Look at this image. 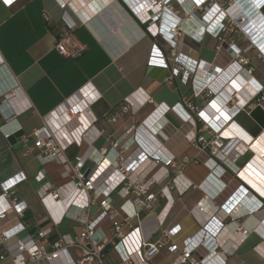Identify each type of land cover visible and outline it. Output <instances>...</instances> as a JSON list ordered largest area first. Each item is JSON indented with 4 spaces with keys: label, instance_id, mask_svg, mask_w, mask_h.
Here are the masks:
<instances>
[{
    "label": "crops",
    "instance_id": "crops-1",
    "mask_svg": "<svg viewBox=\"0 0 264 264\" xmlns=\"http://www.w3.org/2000/svg\"><path fill=\"white\" fill-rule=\"evenodd\" d=\"M104 1L115 3L95 16L93 21L85 22L79 6V9L72 6L62 8L57 0H17L11 4L0 0V56L7 72L21 89V99L31 104V108L4 127L8 130L20 125L19 131L7 138L0 130V195L3 181L23 173L26 179L14 188L15 197L28 205L22 216L9 212L0 221V233L19 223L26 226L21 236L37 237L38 231L50 229L49 241L61 233L77 235L81 231V223L70 217H64L58 225H54L38 197L37 190L42 184L35 178L38 171L44 169V181L54 186L61 185L66 178L62 176V166L57 162L43 165L39 161V149L34 145L36 137L32 132L45 124V116L78 94L83 87L90 83L101 94L91 106L97 118L95 126L101 131L92 146L101 149L111 147L117 140L129 138L157 105L173 106L189 99L202 108L210 97H195L194 91L198 81L210 79L204 64L217 65L228 60L226 46L220 53L218 47L221 43L213 35L206 34L200 41L186 37L178 45L175 63L179 66V74L168 82L166 78L175 65L171 59L173 46L167 34L168 23L174 19L173 16L165 14L159 24L163 30L154 36L123 0ZM224 1L232 15L243 17L241 29L247 36L264 46V3L256 9L249 0H237L242 7L230 6L229 0ZM45 15L49 16L48 20ZM182 15L180 12L179 16ZM63 32H74L85 45L80 56L67 57L56 50V39ZM236 35L230 32L225 39L229 42L235 38L237 44L244 47L246 41L236 38ZM155 44L165 57L166 64L151 62ZM258 53V49H252L246 54L250 59L246 67H252L254 78L264 83V59ZM186 73L190 75L187 79ZM249 91V87L241 90L240 100L246 99ZM19 102L17 98V107L21 105ZM221 116H226V120L231 117L222 128L223 133L228 135L224 151L236 153L238 150L240 154L231 157L228 163L218 160L225 173L211 176L209 167L204 164L207 151L199 150L185 138V132L193 128V122L184 123L174 111L165 114L167 124L161 131L168 138L165 140L161 135L157 136L177 158L174 166L169 167L171 176L153 186L158 193L153 211L143 214L144 229L149 233L150 241L160 240L164 229L177 225L179 232L173 241L182 247L184 239L197 233L201 227V222L191 210L204 199L215 198V203H223L222 210L227 211L232 204L236 205L242 194H247L246 202L237 207L236 212L240 213L249 203L247 198L264 202V159L260 156L264 152V109L249 102L236 115L231 116L225 109ZM113 117H116L115 121ZM195 122L198 127L201 126L199 118L195 117ZM90 148L87 142L74 144L65 154L74 162L76 156H84ZM173 178L176 179L175 185L172 184ZM165 184L172 186L169 199L160 192ZM239 185L244 187L240 191L237 189L234 199L227 203L226 199ZM115 199L120 201L117 196ZM96 210L97 206H93L92 212ZM206 212L204 215L209 216L211 208ZM237 221L239 227L229 225L215 234L211 241L220 245L219 250L225 256L226 264H264V205L243 213ZM102 227L110 234L109 220L103 221ZM13 242L14 239L0 238V264H14L8 252ZM72 253L75 257L79 256L76 248H72ZM175 256L164 245L152 262L169 264ZM29 264L49 263L41 259ZM106 264H122L118 253L111 248L106 255Z\"/></svg>",
    "mask_w": 264,
    "mask_h": 264
},
{
    "label": "built area",
    "instance_id": "built-area-1",
    "mask_svg": "<svg viewBox=\"0 0 264 264\" xmlns=\"http://www.w3.org/2000/svg\"><path fill=\"white\" fill-rule=\"evenodd\" d=\"M15 1L17 0H12V3ZM57 1L62 8L72 6L74 9H85V5H76V0ZM123 1L154 36L163 30L159 24L165 14L173 16L174 19L168 23L167 34L168 41L173 46L171 59L175 65L166 81L169 82L179 74V66L175 63L178 45L186 37L200 41L206 34L213 35L221 43L218 47L220 53L226 46L228 60L223 64H204L206 75L210 79L198 81V84L196 82L197 88L194 91L195 97H210L202 108L189 99L173 106L157 105L129 138L117 140L111 147L95 149L92 146L101 131L95 126L97 118L92 113L91 106L100 99L101 94L90 83L45 116V124L32 132L36 137L34 145L39 149L37 158L43 165L51 161L60 164L66 181L58 186L45 182L46 171L41 169L35 176L42 183L37 190L38 197L54 225H58L64 217H70L80 222L82 228L77 235L58 234L53 241L48 240L50 229L38 231L37 237L21 236L26 227L24 223L2 231V240L14 239L13 244L8 247L14 264H29L41 259L47 260L49 264H106L110 248L118 253L122 264H154L152 259L164 245H167L171 253L176 254L169 264H226V258L219 250L220 245L211 241L213 236L229 225L239 227L237 220L243 213L264 205L257 198H247L249 203L240 213L236 212L237 207L246 202L247 194H242L243 197L239 198L236 205L232 204L227 211L222 210L223 203L218 205L215 198H207L191 210L201 222V227L197 233L184 239L182 247L173 241V237L179 232L177 225L164 229L160 240H149L150 235L144 229L143 214L153 211L158 199L153 186L171 176L169 167L174 166L177 158L157 136L159 134L165 140L168 138L161 131L164 124H167L165 114L174 111L184 123L193 122V128L185 132V138L199 150L207 151L208 157L204 164L209 167L211 176L223 175L225 168L218 160L228 163L235 155L233 151L228 152L229 154L224 151L227 136L222 128L231 117L228 116L229 119L226 120V116L221 115L226 109L234 116L249 102L264 109V83L254 78L252 67H246L250 63L246 54L252 49H258V56L264 59V46L247 36L241 29L243 17L232 15L224 0ZM91 2L93 1H87L93 7ZM249 2L259 9L264 0ZM228 5L242 7L237 0H229ZM180 12L183 13L182 16H179ZM45 19L48 20L49 16L45 15ZM82 19L85 22L93 21L89 16L87 19L82 16ZM230 32L237 34L236 38L244 39L246 45L239 46L235 38L227 42L225 36ZM55 48L64 56L78 57L85 50V45L74 32H63L58 35ZM154 61L166 64L165 57L156 44L151 51V62ZM0 70V130L8 138L19 131L21 126L8 130L4 127L31 108V104L26 99H21V89L7 72L1 56ZM189 76V73L185 74L186 79ZM248 87V97L240 100V91ZM16 98H19L21 104L18 109L13 105ZM130 104L133 107L132 102ZM195 117L199 118L200 127L197 126ZM161 119L165 120L164 123H161ZM112 120L115 121L116 117ZM148 122H151V126ZM84 142L91 146L84 156H76L74 162L66 157L65 152L70 146L82 145ZM239 154L237 150L236 155ZM87 159L94 166L85 175L81 168ZM24 179L26 175L18 173L1 183L0 221L11 211L22 216L27 209V203L16 198L14 190ZM172 184H176L175 178L172 179ZM171 187L169 184L163 185L160 190L162 196L169 199ZM243 187L239 185L226 202L233 200L237 189L240 191ZM115 196L120 201L117 202ZM93 206H97L95 213L92 212ZM208 208L212 212L205 216ZM105 220L111 222L110 234L102 227ZM134 221L137 223L134 224ZM72 248L79 250V256H74Z\"/></svg>",
    "mask_w": 264,
    "mask_h": 264
},
{
    "label": "bare ground",
    "instance_id": "bare-ground-1",
    "mask_svg": "<svg viewBox=\"0 0 264 264\" xmlns=\"http://www.w3.org/2000/svg\"><path fill=\"white\" fill-rule=\"evenodd\" d=\"M76 1H77L78 5H80V6L85 5L84 6V8H85L84 11L82 10L83 11L82 14L85 17V19H87L88 16L91 17V19H92L94 16H98L99 14H102L105 10H107L108 7H110L113 3H115L114 1L111 2V3H109V2L107 3L104 0H92L93 2H91V3H93V5H94L92 7V6L89 5V3H87L88 0L87 1L86 0H76ZM84 14H86V15H84ZM15 101H17V98L13 101V105H14V107L16 109H18L19 107H17L15 105ZM148 125L151 126V122H148ZM224 135L228 136L225 133H224ZM247 141H249V140H247ZM251 141H249V142H251ZM233 155H236V153H234ZM260 156H261L262 159H264V152H262ZM260 156H259V158H260Z\"/></svg>",
    "mask_w": 264,
    "mask_h": 264
},
{
    "label": "water",
    "instance_id": "water-1",
    "mask_svg": "<svg viewBox=\"0 0 264 264\" xmlns=\"http://www.w3.org/2000/svg\"><path fill=\"white\" fill-rule=\"evenodd\" d=\"M94 166V163L90 160H86L81 168V172L85 173V175H88V173L90 172L91 167Z\"/></svg>",
    "mask_w": 264,
    "mask_h": 264
},
{
    "label": "snow or ice",
    "instance_id": "snow-or-ice-1",
    "mask_svg": "<svg viewBox=\"0 0 264 264\" xmlns=\"http://www.w3.org/2000/svg\"><path fill=\"white\" fill-rule=\"evenodd\" d=\"M5 3L10 4L12 3V0H4Z\"/></svg>",
    "mask_w": 264,
    "mask_h": 264
}]
</instances>
